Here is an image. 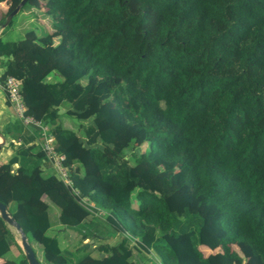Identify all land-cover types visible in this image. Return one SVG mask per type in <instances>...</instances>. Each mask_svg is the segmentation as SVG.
<instances>
[{
  "label": "trees",
  "instance_id": "16d2710c",
  "mask_svg": "<svg viewBox=\"0 0 264 264\" xmlns=\"http://www.w3.org/2000/svg\"><path fill=\"white\" fill-rule=\"evenodd\" d=\"M0 1L1 23L19 0ZM26 2L52 30L0 35V81L20 79L24 113L48 125L70 178L31 165L43 156L37 127L4 125L16 144L0 201L30 245L50 264H137L133 249L157 264H264V0ZM63 103L87 120L80 134L58 123ZM43 196L59 224L80 223L74 250L46 236ZM105 230L122 236L91 254L82 239ZM0 264H27L1 217Z\"/></svg>",
  "mask_w": 264,
  "mask_h": 264
},
{
  "label": "rangeland",
  "instance_id": "374dc122",
  "mask_svg": "<svg viewBox=\"0 0 264 264\" xmlns=\"http://www.w3.org/2000/svg\"><path fill=\"white\" fill-rule=\"evenodd\" d=\"M7 9V8H6ZM3 13H0V15ZM2 16V15H1ZM5 17L2 20L1 24L4 23ZM1 26V25H0ZM27 28H34L37 34H41L43 31L50 32L52 30V25L50 18L48 14L45 12H42L40 10L34 9L32 4H28L26 2L25 4L21 5L18 10L10 17V19L4 23V25L1 27V37L4 40H16L19 39L24 30ZM57 38V37H55ZM2 71V68L0 66V73ZM56 77L57 79L60 78V76L55 75L54 73L51 75H48V78ZM1 88V87H0ZM3 90V89H2ZM0 89V91L2 92ZM67 107V103H63L59 106V112L61 111L62 114L58 117V123L62 127H67L73 129L76 133L80 134L81 127L80 125L83 123H87V120H81L77 117L67 114L65 112V108ZM14 115V113H12ZM60 118V119H59ZM147 144L145 142L140 143L139 145H134L132 148L126 149V153L129 154H138L139 152L143 151L146 148ZM14 149V146H12ZM3 149V148H2ZM38 164L44 173L48 174H54L55 170L52 168V166L49 163H44L42 161V158L40 156H36L34 158L31 165ZM43 199L47 203V211L50 221V227L46 229L45 233L46 236L50 239L52 237L54 238V249L57 246L60 248L61 246L66 247L68 250H74L75 247H77L80 244V238L82 237L80 232V223L69 226V225H61L58 223L57 214H58V207L53 202H51L48 198L43 196ZM91 214L87 215L85 217V220L88 221ZM12 230V228L10 227ZM12 232L15 235L16 241L18 242V236L17 233L12 230ZM107 230H105L104 234L92 237H86L84 240L88 242L87 244V250L91 252V254H96L97 250L102 248L100 245H110L113 244V242L118 241L120 237L122 236V233L119 231L118 233H114L113 235L107 234ZM130 241L128 243V246H130ZM31 245L33 247V250H35V255L39 259L40 264H50L46 262L43 259V255L41 252V245L37 244L34 241H31ZM199 249L202 250V253H207L211 251H220L221 247L219 245H216L215 248H209L205 246L204 244H199ZM21 249V248H20ZM17 250L16 248H12V251ZM22 250V249H21ZM133 256L137 257V264H157L154 256L155 254L149 250V251H142L133 249L132 251ZM242 264V263H241Z\"/></svg>",
  "mask_w": 264,
  "mask_h": 264
},
{
  "label": "built area",
  "instance_id": "2783aa9c",
  "mask_svg": "<svg viewBox=\"0 0 264 264\" xmlns=\"http://www.w3.org/2000/svg\"><path fill=\"white\" fill-rule=\"evenodd\" d=\"M20 79L7 75L3 81V88L5 89L8 100L13 106L16 115L21 119V121L26 125H33L39 128V138L40 148L43 151L45 157L49 160L53 169H55L59 178H61L65 183H70L68 177L66 165L63 163L64 154L57 152L54 148V137L48 130L45 123L41 122L39 119L34 118L28 114L24 113L25 106L21 99L19 92ZM79 201L85 205V207L92 211L93 214L103 215L104 211L92 207V203L87 200L86 197H80Z\"/></svg>",
  "mask_w": 264,
  "mask_h": 264
},
{
  "label": "water",
  "instance_id": "95a60500",
  "mask_svg": "<svg viewBox=\"0 0 264 264\" xmlns=\"http://www.w3.org/2000/svg\"><path fill=\"white\" fill-rule=\"evenodd\" d=\"M24 1L25 0H19L17 4H15V6L6 13L4 23L10 19V17L18 10L19 6ZM4 23L1 24V27L4 25ZM3 142H4V136L0 134V144H2ZM0 217L9 227L12 228V230H14L17 233L18 244L22 249L27 264H40L20 224L13 218V216L6 209L5 204L1 201H0ZM87 244H88L87 241L83 242L84 246H86ZM102 254H103L102 252H99V256H102Z\"/></svg>",
  "mask_w": 264,
  "mask_h": 264
},
{
  "label": "crops",
  "instance_id": "0c3cea01",
  "mask_svg": "<svg viewBox=\"0 0 264 264\" xmlns=\"http://www.w3.org/2000/svg\"><path fill=\"white\" fill-rule=\"evenodd\" d=\"M6 3L0 1V11H5L6 10ZM2 90V88H0ZM14 113V110L12 106L7 102L4 92L0 91V134L4 136V142L0 144V163L5 162L9 157L13 155V147L16 143L12 141L10 143L9 141L11 140L9 136L4 135L3 133V127L4 125L8 122L11 121L12 119L16 118V115H12ZM62 114L61 111L59 112V115ZM58 115V117H59ZM60 119V118H59ZM3 148V149H2ZM43 161V159H42ZM46 162V161H43ZM15 163L11 165L12 168L15 167ZM38 165V164H37ZM39 166V165H38ZM40 167V166H39ZM85 239V238H84ZM83 241V239H82Z\"/></svg>",
  "mask_w": 264,
  "mask_h": 264
},
{
  "label": "clouds",
  "instance_id": "9594fccd",
  "mask_svg": "<svg viewBox=\"0 0 264 264\" xmlns=\"http://www.w3.org/2000/svg\"><path fill=\"white\" fill-rule=\"evenodd\" d=\"M23 3H24V2H23ZM23 3H22V4H23ZM16 4H17V3H16ZM22 4H21V5H22ZM21 5H20V6H21ZM20 6H19V7H20ZM33 8H34V9H37V10H40V11L43 12V10H42L40 7H36V6L33 5ZM11 9H12V8H11ZM11 9H10V10H11ZM10 10H9V11H10ZM0 25H1V23H0ZM0 29H1V26H0ZM0 32H1V30H0ZM6 76H7V75H6ZM6 76H5V77H6ZM11 76H13V75H11ZM5 77L3 78L2 81H0V87L3 89V92H4V95H5V98H6L7 102L12 106V104L10 103V101H9L8 98H7V95H6L5 89L3 88V81H4ZM13 77H15V76H13ZM16 78H17V77H16ZM18 79H19V78H18ZM19 92H20V84H19ZM20 96H21V93H20ZM21 99H22V97H21ZM22 101H23V99H22ZM23 103H24V101H23ZM24 106H25V104H24ZM12 108H13V106H12ZM25 108H26V107H25ZM13 110H14V109H13ZM14 113H15V111H14ZM15 115H16V113H15ZM16 117H18V116L16 115ZM18 118H19V117H18ZM19 119H20V118H19ZM20 121H21V119H20ZM21 122H22V121H21ZM22 124H24V123L22 122ZM24 125H25V126H28V125H26V124H24ZM46 125H47V124H46ZM29 126H33V125H29ZM34 127H36V126H34ZM47 127H48V125H47ZM37 128H38V127H37ZM48 130H49L50 133H51V130L49 129V127H48ZM38 131H39V128H38ZM51 134H52V133H51ZM52 135H53V134H52ZM40 140H41V139H40L39 136H38L37 139H36V142H37V145H39V147H38L39 149H41V148H40ZM38 148H37V149H38ZM37 149H36V150H37ZM41 151H42V150H41ZM42 153H43V151H42ZM41 158L43 159V161H46V162H44V163H49V164H50L49 160L45 157L44 153H43V156H42ZM64 158H65V157H64ZM63 163H64V160H63ZM50 165H51V164H50ZM40 168H41V167H40ZM52 168H53V167H52ZM66 168H67V166H66ZM41 170H42V168H41ZM54 170H55V169H54ZM42 172H43V171H42ZM43 173H44V172H43ZM67 173H68V168H67ZM55 176H56L57 178H59L58 175H57V173H56V171H55ZM68 177H69V175H68ZM59 179L62 180L61 178H59ZM69 179H70V178H69ZM62 181H63V180H62ZM63 182H64V181H63ZM64 183H65V182H64ZM65 184H68V183H65ZM89 211H90V210H89ZM91 212H92V211H91ZM92 213H93V212H92ZM83 239H84V238H83ZM84 241H86V240H84ZM84 241H83V242H84ZM82 244H83V243H82ZM86 246H87V245H86ZM38 260H39V259H38Z\"/></svg>",
  "mask_w": 264,
  "mask_h": 264
}]
</instances>
